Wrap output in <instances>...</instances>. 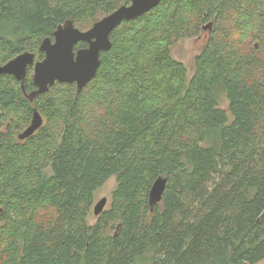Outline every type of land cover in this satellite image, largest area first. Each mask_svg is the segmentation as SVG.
<instances>
[{
  "label": "trees",
  "instance_id": "obj_1",
  "mask_svg": "<svg viewBox=\"0 0 264 264\" xmlns=\"http://www.w3.org/2000/svg\"><path fill=\"white\" fill-rule=\"evenodd\" d=\"M129 3L0 0V65L41 59L67 19L86 29ZM207 22L189 76L171 47ZM110 40L79 93L55 82L29 100L31 66L22 84L0 75V264L264 261V0H160ZM34 109L45 122L18 138ZM112 176L110 206L89 224Z\"/></svg>",
  "mask_w": 264,
  "mask_h": 264
},
{
  "label": "water",
  "instance_id": "obj_2",
  "mask_svg": "<svg viewBox=\"0 0 264 264\" xmlns=\"http://www.w3.org/2000/svg\"><path fill=\"white\" fill-rule=\"evenodd\" d=\"M159 2L160 0H130L129 4L121 5L84 31L77 28L71 19H67L56 26L52 37L41 40L39 51L43 53V57L40 60H35L32 52H22L0 65V75H12L22 84L28 67H33L34 89L26 94L29 100L46 93L55 82L75 84L79 93L95 77L101 63V52L111 48L110 33L123 21L142 16L155 8ZM212 24L208 22L203 29H209L211 32ZM78 42H83L86 46L75 50ZM254 46L257 48L256 43ZM42 123V116L34 109L30 124L18 134V138L31 135ZM166 183L165 176H158L153 181L148 193L151 211L161 202ZM106 203V197L99 199L93 206L94 215H100Z\"/></svg>",
  "mask_w": 264,
  "mask_h": 264
},
{
  "label": "rangeland",
  "instance_id": "obj_3",
  "mask_svg": "<svg viewBox=\"0 0 264 264\" xmlns=\"http://www.w3.org/2000/svg\"><path fill=\"white\" fill-rule=\"evenodd\" d=\"M207 23L205 25H207ZM77 28H79V27H77ZM88 28H86V29L79 28V29L82 30V31H84V30H87ZM212 29H213V25H212ZM203 30L204 31L201 32L199 34V36H195V37H184L182 39L177 40L174 43V45L171 47V54H172V56L176 60L180 61L181 63H183L185 65V67L187 68V70L189 72V76L191 75V73L193 71L194 57L201 51L202 47L204 46V42L207 39V36L210 35L209 29H203ZM254 42H256V40H254L253 43ZM31 71L32 72L30 74H33V68L31 69ZM220 105L224 109L227 108V102L224 99H222L220 101ZM42 116H43V122H45V119L46 118H45L44 115H42ZM7 117H8V119H10L11 118V115L8 114ZM29 122H30V120H29ZM29 122H28V124H29ZM5 123H6V120L2 123L3 126L5 125ZM115 187H116L115 176H112L101 187H99L95 191V193H94V203H93L92 208L90 210V214L87 217V222L89 224H93L97 220V216L94 215V213H93V206H94V204L99 199H101L103 197H106L107 198V203H106L104 209L105 210L108 209L109 206H110V203H111V197H112V193H113ZM255 264H264V261H259V262L255 263Z\"/></svg>",
  "mask_w": 264,
  "mask_h": 264
},
{
  "label": "flooded vegetation",
  "instance_id": "obj_4",
  "mask_svg": "<svg viewBox=\"0 0 264 264\" xmlns=\"http://www.w3.org/2000/svg\"><path fill=\"white\" fill-rule=\"evenodd\" d=\"M85 47V46H84ZM80 48H83V47H80ZM77 49H79V48H77Z\"/></svg>",
  "mask_w": 264,
  "mask_h": 264
},
{
  "label": "bare ground",
  "instance_id": "obj_5",
  "mask_svg": "<svg viewBox=\"0 0 264 264\" xmlns=\"http://www.w3.org/2000/svg\"><path fill=\"white\" fill-rule=\"evenodd\" d=\"M33 68V67H32ZM58 83V82H57ZM76 86V85H75ZM29 124H30V122H29Z\"/></svg>",
  "mask_w": 264,
  "mask_h": 264
}]
</instances>
